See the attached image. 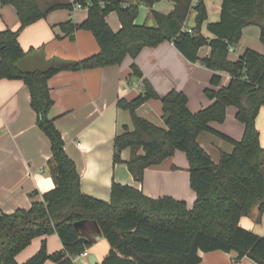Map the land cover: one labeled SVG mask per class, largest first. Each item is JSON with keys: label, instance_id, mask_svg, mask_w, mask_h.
I'll return each instance as SVG.
<instances>
[{"label": "trees", "instance_id": "16d2710c", "mask_svg": "<svg viewBox=\"0 0 264 264\" xmlns=\"http://www.w3.org/2000/svg\"><path fill=\"white\" fill-rule=\"evenodd\" d=\"M157 1L134 0L126 5L121 0H73L43 9L37 0H0V4L15 8L19 21L15 30H0V79L22 80L27 86L37 125L50 141L51 155L46 168L54 183L27 209L17 208L12 213L0 209V264H44L47 260L53 264H73L74 257L90 245L80 241L75 222L81 220L95 221L109 245L101 264H198L200 252L215 250L234 252L236 261L247 257L264 264V236L240 225L241 217L255 206L259 214L264 210V148L256 125L264 106V52L247 47L236 59L229 58L230 48L239 42L248 25L259 27V39L264 45V0H221L219 19L206 24L211 36L201 33L207 20L204 0H171L172 11L151 10L155 26L136 24L139 5L151 7ZM77 3L86 8L85 19L80 23L61 22L59 27L71 38L78 29L90 31L99 51L77 61L53 60L44 69L19 68V60L28 53L18 41L20 32L51 10L72 9ZM191 10L195 12V25L187 32L184 26ZM110 12L118 15L117 31L106 20ZM166 41L172 42L187 60L226 72L229 81L220 86V74H212L213 88L203 90L212 102L191 112L183 91L172 89L160 96L143 78L141 93L131 100L117 101L118 107L128 110L133 129L124 128L116 134L113 161H121V151L128 148L127 167L140 182L145 168L160 163L176 150L183 151L190 187L196 194L192 208L168 196L148 197L127 184L112 183L109 201L82 192L75 163L65 153L63 138L48 115L53 105L48 79L59 70L117 64L127 55L134 58L144 47ZM203 45H208L210 51L199 57L198 50ZM131 74L143 76L135 63H131ZM151 98L162 103L165 127L136 114V108ZM228 106L235 107V117L244 126L239 140L210 124L222 122ZM203 131L231 143L232 150L221 152L215 163L197 142ZM51 233L61 240V250L50 254L43 242L26 261H16L15 256L34 237Z\"/></svg>", "mask_w": 264, "mask_h": 264}, {"label": "crops", "instance_id": "0c3cea01", "mask_svg": "<svg viewBox=\"0 0 264 264\" xmlns=\"http://www.w3.org/2000/svg\"><path fill=\"white\" fill-rule=\"evenodd\" d=\"M131 4L134 0H121ZM207 20L202 24L201 33L211 36L206 28L208 22L219 19L221 0H204ZM73 0H37L43 9L52 4L72 3ZM171 0L155 2L151 7L140 4L135 18L136 24L155 26L151 10L162 13L172 11ZM87 14L86 8L72 9L58 7L51 10L44 18L27 25L19 34L18 41L28 53L19 60L23 70L44 69L53 60L77 61L99 51L93 34L86 29H78L71 38L59 27V23L71 20L82 22ZM195 12L191 10L185 26L195 25ZM109 26L117 31L120 21L116 12L106 16ZM19 26L15 8L10 4H0V30H15ZM259 27L248 25L243 28L239 42L229 52L231 60L236 59L249 47L264 52V45L259 39ZM33 48L32 51H29ZM205 45L198 50L199 57L209 54ZM131 63H135L143 76L137 78L131 74ZM221 76L220 86L226 85L229 75L226 72L211 70L200 63L187 60L174 46L166 41L154 47H144L132 58L127 55L117 64L80 69L59 70L47 81L53 105L49 117L60 132L64 141V151L75 163L80 176L82 192L98 199L109 201L112 183L127 184L140 190L151 198L171 197L182 200L192 208L196 199L189 183V166L185 153L176 150L172 156L158 164L148 166L143 172L142 181H136L129 171L126 160L130 150L121 151V161L114 162V138L124 128L133 129L131 116L126 109L117 106L120 98L131 100L142 91V79L146 78L160 95L175 89L187 96V107L195 112L208 106L210 100L204 88L212 87V74ZM218 86V87H220ZM214 87V88H218ZM213 88V87H212ZM236 109L228 106L222 122H211V126L239 140L244 126L235 117ZM136 114L149 122L165 127L162 117V103L159 99H148L136 108ZM256 125L260 132V143L264 148V106L261 108ZM197 142L216 163L221 152H230L232 144L203 131L197 136ZM51 155L48 137L37 125L35 111L30 104V93L22 80L0 79V209L12 213L17 208H29L33 201L40 200L44 192L54 187L47 172L46 162ZM264 173V169H263ZM240 225L254 233L264 236V210L259 214L258 206L241 217ZM80 237L90 245L83 251L87 256H78L73 264H101L109 252V245L93 220H81L75 224ZM45 243L47 252L52 254L63 248L56 233L34 237L15 259L18 263L26 261ZM82 251V252H83ZM92 261L89 257H92ZM198 264H217V261H233L234 264H257L244 257L235 260L234 252L219 250L200 252ZM44 264H53L47 260Z\"/></svg>", "mask_w": 264, "mask_h": 264}, {"label": "built area", "instance_id": "2783aa9c", "mask_svg": "<svg viewBox=\"0 0 264 264\" xmlns=\"http://www.w3.org/2000/svg\"><path fill=\"white\" fill-rule=\"evenodd\" d=\"M74 7H75V8H82V6H81L79 3L75 4ZM184 30H186L187 32H191V31H192V28H189V27L184 26ZM232 50H233V47L230 48V51H232ZM79 255H80V256H87V255H88V252H87V251H83V252H81ZM77 256H78V255H76V256L74 257V259H75Z\"/></svg>", "mask_w": 264, "mask_h": 264}, {"label": "rangeland", "instance_id": "374dc122", "mask_svg": "<svg viewBox=\"0 0 264 264\" xmlns=\"http://www.w3.org/2000/svg\"><path fill=\"white\" fill-rule=\"evenodd\" d=\"M159 1H161V0H159ZM164 2H165V0H163ZM203 46H205V45H203ZM203 46H201V47H203ZM200 47V48H201ZM261 110V109H260ZM260 112V111H259ZM258 116V115H257ZM217 264H234V262L233 261H227V259L225 260V262H220L219 260L217 261ZM250 264H253V263H250Z\"/></svg>", "mask_w": 264, "mask_h": 264}, {"label": "water", "instance_id": "95a60500", "mask_svg": "<svg viewBox=\"0 0 264 264\" xmlns=\"http://www.w3.org/2000/svg\"><path fill=\"white\" fill-rule=\"evenodd\" d=\"M76 223H77V222H75V224H76ZM80 241H81V242H86V239H85L84 237L81 236V237H80ZM92 259H93V256H92V257H89V260H90V261H92Z\"/></svg>", "mask_w": 264, "mask_h": 264}]
</instances>
